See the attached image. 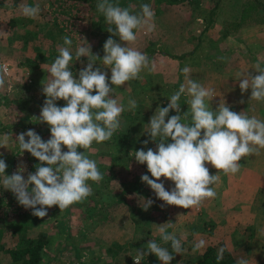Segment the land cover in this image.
I'll list each match as a JSON object with an SVG mask.
<instances>
[{"label": "rangeland", "instance_id": "obj_1", "mask_svg": "<svg viewBox=\"0 0 264 264\" xmlns=\"http://www.w3.org/2000/svg\"><path fill=\"white\" fill-rule=\"evenodd\" d=\"M97 1L0 0V65L7 63L9 67L7 86L0 90V158L9 165L5 175L16 173L21 166L25 168V179L28 173L36 171L40 161L35 163L29 152L22 153L16 138L29 129L39 134L47 125L39 122V117L47 98L43 94L42 82L49 79L50 64L44 63L33 71L23 62L25 57H34L38 49L46 47L50 53L59 55L58 46L63 45L64 36H69L73 40L74 57L76 45L86 40L93 54L102 59L104 48L100 47L99 41L92 34L101 28L93 26L94 21L104 25L102 36L105 41L111 37L127 46L126 42L107 31L109 26L103 14H99L96 9ZM128 1L135 9L134 12L140 11L139 3L142 0ZM165 1L149 0L155 12L156 29L151 33L137 31V41L128 45L146 53L152 61L150 67L154 70L143 71L142 81L133 80L121 87L113 86V98L127 111L129 99L137 101L141 112L137 114L140 122L138 128L134 129L136 137L146 133L147 124L156 109L164 103H170V96L178 91L181 84H186L182 72L185 66L190 68V79L209 84L215 89L216 97L212 102L209 101L213 110L222 101L234 112L243 111L250 117L264 120V101L251 100V91L242 100L226 98L236 92L239 73L251 72L255 75L257 63L264 67V0H185L173 4H166ZM22 3L30 6L39 4V16L36 19L24 17L20 10ZM216 3L219 7L213 10ZM246 9L248 12L244 20ZM240 13L242 18L239 17ZM224 35L229 38L225 39L227 36ZM172 54L176 57H172ZM180 56L184 57L180 59ZM221 57L228 59L222 60ZM87 63V57H81L79 61L73 59L71 67H74L72 71L77 72L74 75L77 79L79 71ZM199 64L204 67L199 70L205 72H195ZM94 68L106 71L110 82L111 70L102 60H97ZM31 80H39L41 83L31 90L30 95L34 98L29 106L22 108L17 103L22 94L20 85ZM182 98H186V101L189 99L187 94ZM33 106L36 110H33ZM186 107L189 105L181 104V109ZM28 114L29 120L22 123V117ZM23 124L28 125L24 127ZM6 134H9V138L5 146ZM50 138L51 134L42 137L44 141ZM140 140L144 143L146 139ZM148 148L156 150V144L149 142L139 149H130V153L141 149L147 151ZM63 150L67 151V148ZM107 152V148L96 147L94 143L91 150L86 152L97 161L104 176L99 184L89 181L94 194L85 202L72 205L63 212L58 206H53L44 218L34 216L31 209L21 206L14 193L3 188V177L0 176V264L12 263L6 249L23 247L28 240L37 239L41 234H45L48 241L43 252L44 264H129L137 255V250L147 252L150 240L172 251L170 242L165 244L160 238L158 229L163 224L170 234L181 239L186 249L181 254L173 252L171 264H198L207 246L221 242L223 235L227 236L225 244L237 259L251 255L256 259L251 264H264V238L254 237L250 240L243 232L244 227H237L236 224L237 229L228 225L223 231L221 226L215 225L207 217L206 204L216 200L214 208L211 204V209L222 208L221 204H217L220 203L217 199L221 196V183L227 180L225 178L228 175L221 177L223 172H213L215 168L207 164L210 174H218L220 177L213 185L217 196L206 200L198 208L184 209L165 204L150 186L142 182L141 177L145 174L155 178L151 177L146 163L140 164L134 159V153L133 160L126 163L118 152ZM241 164H247L252 169H249L251 179H246V183L252 182L253 178L264 179V149L258 155L244 158ZM158 182L164 183L169 191L175 186L174 182L163 177ZM252 188L246 185L243 196H248L251 191L254 195ZM148 199L154 203L145 210L144 205ZM200 240L205 241L204 248L193 251V246ZM144 260L148 264H161L155 254L145 255Z\"/></svg>", "mask_w": 264, "mask_h": 264}, {"label": "clouds", "instance_id": "obj_2", "mask_svg": "<svg viewBox=\"0 0 264 264\" xmlns=\"http://www.w3.org/2000/svg\"><path fill=\"white\" fill-rule=\"evenodd\" d=\"M96 7L105 17L109 26L107 31L118 36L127 46L109 37L103 46L105 55L101 59L93 54L91 46L83 40V44L76 45L74 57L73 40L64 36L63 45L57 49L59 55L48 69L49 79L42 82L43 94L47 98L39 122L50 126L51 138L44 141L33 129L18 134L16 138L19 150L22 153L29 152L40 164L25 179L23 166L16 173L5 175L8 165L0 158L3 188L12 191L21 206L31 209L32 214L40 218L48 216V209L53 206H58L63 212L72 205L85 202L94 194L89 181L99 184L104 176L97 161L86 152L91 150L94 142L100 144L109 141L121 130V115L126 110L113 98L112 86L121 87L133 80L142 81L143 71L154 70L150 67L152 61L146 53L128 46L137 41V31H155L152 6L141 4L140 11L134 12L132 5L122 7L113 0H99ZM20 10L24 17L36 19L41 8L39 4L30 6L22 3ZM81 57H87L88 63L79 71L77 79L71 64L74 58L79 61ZM97 60H102L110 68V83L106 71L94 68ZM182 72L186 84H181L178 91L170 96V103L166 107L156 109L147 124L146 133L151 141L156 142V150L141 149L130 155L134 153L138 163H146L151 177L155 179L145 174L141 180L151 187L160 200L167 205L192 209L217 196L213 185L220 177L210 174L207 164L217 169L218 173L234 175L240 171L244 158L258 155L264 149V120L250 117L243 111L234 112L222 101L213 110L209 101L212 102L216 97L215 89L190 79L189 67L185 66ZM7 73V65H0V90L7 86ZM255 73H239V88L242 93L251 89V100L264 101V67L257 63ZM185 94L189 97V111L181 115L180 101ZM61 99L66 102L63 107L57 106V101ZM137 108V101L130 98L128 110ZM172 110L177 114L169 117ZM8 138L9 134H6L5 146ZM148 143L149 140L144 141L145 145ZM65 147L67 151L63 150ZM162 177L174 182L171 191L166 190L164 183L158 182ZM153 203L151 199L146 200L145 210ZM158 231L165 244L170 242L172 251L150 240L147 252L137 250V255L133 257L134 264H141L147 254H155L161 264H171L173 252L181 254L186 251L181 239L170 234L165 224ZM204 246L205 241L200 240L193 246V251H199ZM225 250L224 247L218 250L217 261L224 258ZM236 264L249 262L239 258Z\"/></svg>", "mask_w": 264, "mask_h": 264}, {"label": "trees", "instance_id": "obj_3", "mask_svg": "<svg viewBox=\"0 0 264 264\" xmlns=\"http://www.w3.org/2000/svg\"><path fill=\"white\" fill-rule=\"evenodd\" d=\"M182 1L185 0H166V4H173V3H180ZM99 2V0L97 1V3ZM113 2H118L122 7H128L130 4V1L128 0H113ZM147 3L149 4V0H142L140 1V5ZM139 5V6H140ZM219 7V4L216 3V6L213 8V10L217 9ZM97 9V7H96ZM133 11H135V9H132ZM212 10V11H213ZM247 9L245 10L244 14H243V19H246L247 13H246ZM248 12V11H247ZM99 14H102L98 11ZM242 16V13H240L239 17ZM238 15L236 14L237 18ZM97 26L99 28H101L99 31H95L94 33L92 32L93 36L95 39H97L99 41L100 47L103 49L104 44H105V39L102 36V30H104V25H102V23L100 22H93V26ZM227 34V33H225ZM45 35H47V33H45ZM51 35V34H50ZM228 35V34H227ZM224 35V36H227ZM51 37V36H50ZM53 38V37H51ZM49 48H45V49H38L36 54L34 55V57L32 56H27L24 59V63H26L28 65V67L35 71L40 65L47 63L50 64L54 62L55 58L58 56L56 55V53H50V50H48ZM173 55V54H172ZM172 57H176V55L172 56ZM184 56H180L179 58H183ZM75 66V65H74ZM74 67H71V70H73ZM73 75H75L77 72L76 71H72ZM30 82V83H29ZM28 83H24L22 85H20V89H21V97L18 99L17 103L20 107L22 108H27L29 106V104L31 103L32 99L34 98L33 95L31 96V90H33L34 88H36V86L41 83L39 80H31ZM110 83V82H109ZM179 83H181L179 81ZM113 87V86H112ZM95 94V93H93ZM33 97V98H32ZM182 103L181 104H187L186 98H182ZM66 105V102L64 100H58L57 101V106L63 107ZM168 104L164 103L162 105V107H166ZM33 110H36L35 107L33 106ZM189 111V107H186L185 109L182 108V112L180 113L181 115H183V113H186ZM141 110L140 109H135L133 110H125L122 113V126H121V130L117 131L114 136L112 137L111 140L106 141L104 143H100V144H96L94 142V146L98 147V146H103L105 148L108 149L107 153H111L113 152V150L115 152H118L119 154H121L120 156L123 157L122 159L128 163L130 160H133V156L130 155V149H139L140 147H142L144 145V143L140 140L142 139H146L149 140L150 143H155L150 140V137L147 133H142L138 135V138L136 137V135L134 134V129L138 128L139 126V122H140V117L137 115L138 113H140ZM176 111L172 110L169 113V117L172 115H176ZM30 115L28 114V116H24L21 119V122H25L26 120H29ZM188 122V121H185ZM21 123V124H22ZM29 124V123H28ZM28 124H23L24 127H27ZM1 130V129H0ZM140 131V130H139ZM46 134H51L50 132V126L47 124L46 127L44 129H42L39 133V135L41 137H43V135ZM171 142V141H169ZM79 150V149H78ZM35 163H38V159L33 157ZM9 166V165H8ZM11 166V165H10ZM10 169V168H8ZM110 179V178H109ZM48 244V241L45 237V234H41L40 237H38L37 239H30L28 240L27 244L23 247H18V248H9L6 249V251L9 253L11 259H12V263L11 264H44L43 263V252L45 249V246ZM224 247L226 250L224 252V258L220 261H217L216 256H217V252L218 250ZM237 262V258L235 257V255L233 254V252L226 246L224 241L218 242V243H212L210 245L207 246V248L205 249V251L202 253V255L199 257V262L198 264H236ZM146 264H148L146 262Z\"/></svg>", "mask_w": 264, "mask_h": 264}, {"label": "crops", "instance_id": "obj_4", "mask_svg": "<svg viewBox=\"0 0 264 264\" xmlns=\"http://www.w3.org/2000/svg\"><path fill=\"white\" fill-rule=\"evenodd\" d=\"M228 38L229 37L227 36L225 39ZM203 68L204 67L199 64L197 68H195V72H205L200 71L203 70ZM206 72L210 73L211 71ZM202 85L207 88H211V85L209 84ZM235 91L236 92H232V95H229V97L227 95L226 98L229 99L234 97L242 100L244 99L243 97H246L248 95L251 89H249L247 92L242 93L238 85L235 87ZM225 96L222 97L224 98ZM249 169L251 168H249L247 164H241V169L238 173L234 175L229 174L228 177L225 178L227 180L222 181L221 196L217 199L218 202L220 201V203L217 204L222 205L221 209L220 207L214 210L211 209L212 205L214 208V202L216 201L213 200L209 204H206L205 210L207 212V217H210L213 220V223L215 222V225L217 224L221 226V229L223 231L227 228L228 225H230L231 227H235L234 229H237V227H244L243 232L246 233L245 235L248 236L250 240H252L254 237L264 238V179L262 180L261 178H253L252 182L246 183V179H251ZM213 172H218V170L215 169V171ZM221 177H224V174H222ZM253 177H255V175H253ZM246 185L253 186L252 190L254 191V195H252L251 191L248 196H243V194L245 195L244 191L246 189ZM232 221L233 223H231ZM235 224L237 225V227L235 226ZM221 239H223L221 241L227 242L226 235H223ZM243 258L248 259L250 264L256 262V259L252 258L251 255H245V257Z\"/></svg>", "mask_w": 264, "mask_h": 264}, {"label": "built area", "instance_id": "obj_5", "mask_svg": "<svg viewBox=\"0 0 264 264\" xmlns=\"http://www.w3.org/2000/svg\"><path fill=\"white\" fill-rule=\"evenodd\" d=\"M2 65H7V63H4V64H2ZM7 68H8V71H9V67H8V65H7ZM135 257V256H134ZM146 260H144V258L141 260V264H146ZM129 264H134V258H132V260L130 261V263Z\"/></svg>", "mask_w": 264, "mask_h": 264}]
</instances>
